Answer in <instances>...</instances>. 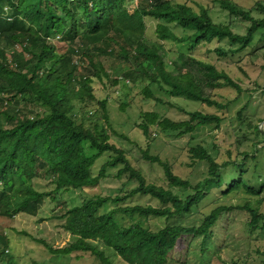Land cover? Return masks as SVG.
I'll return each mask as SVG.
<instances>
[{
  "label": "trees",
  "instance_id": "1",
  "mask_svg": "<svg viewBox=\"0 0 264 264\" xmlns=\"http://www.w3.org/2000/svg\"><path fill=\"white\" fill-rule=\"evenodd\" d=\"M217 1L231 15L249 22L245 34L235 33L229 24L216 23L207 8L195 11L176 0H139L132 12L125 0H0V218L35 217L47 197L54 199L62 189L95 186L106 176L107 169L122 165L118 175L127 173L129 179L137 182L130 193L90 198L56 215L55 218L61 221L60 227L75 236V241L65 247L53 248L45 240L30 237L58 256L88 252L102 264H112L106 251L99 247L101 244L126 264H167L183 237H199L202 243L214 237V227L224 211L231 207H214L198 224H167L158 230L138 222L121 226L114 216L117 213L137 214L166 220L186 217L212 194L213 188L223 186L222 195L238 186L259 194L263 186H251L242 177V172L225 183L221 170L226 164L218 163L201 145L189 150L192 160L207 164L206 177L196 185L176 175L159 157L143 151L145 160L157 163L163 169L168 186L192 190L186 197H180L171 188L148 182L142 170L132 166L126 152L109 141L107 133L85 128L74 118L75 100L86 105L96 99L94 81L108 80L103 56L117 52L121 57L115 68L125 75H122L123 79L130 81L142 75L172 97H184L225 109L226 105L212 98L211 91L223 86L240 91L236 82L213 65L195 59L190 61L200 67L198 76L189 69L168 70L160 49L150 43L153 39L145 36L146 22L153 20L158 43L187 42L193 49L200 44L226 39L231 45L238 44L235 51L246 48L254 34L264 29V18L257 19L232 0ZM170 24L189 33L178 36ZM100 34L103 37L98 39ZM130 34L143 38L132 45L127 42ZM55 37H60L57 41L68 46L65 53L57 52L53 44ZM216 51L222 54L219 49ZM120 82L122 80L115 77L109 84L112 88ZM143 92L146 98H154L148 86ZM106 103V99L99 102L104 109ZM182 111L188 119L174 121L146 112L139 127L145 135L153 124L162 132L182 136L200 126L222 121L214 113ZM104 115L106 117V112ZM241 116L242 110L238 112V117ZM254 131L264 137V127L261 130L254 125ZM85 142L96 150L95 154L86 155ZM105 153L109 158L94 175L92 166ZM40 176L48 177L53 185L51 191L35 188L34 179ZM135 195L155 199L160 206L119 205ZM108 202L116 205L100 212ZM247 209L251 215V229H264V213L258 208ZM9 243V237L0 226V264H18L15 256L10 254Z\"/></svg>",
  "mask_w": 264,
  "mask_h": 264
},
{
  "label": "rangeland",
  "instance_id": "2",
  "mask_svg": "<svg viewBox=\"0 0 264 264\" xmlns=\"http://www.w3.org/2000/svg\"><path fill=\"white\" fill-rule=\"evenodd\" d=\"M125 0L127 8L132 12L136 3ZM248 10L259 20L264 18V0H232ZM186 3L195 11L207 8L210 16L216 23L229 24L235 33L245 34L249 22L231 15L221 8L217 0H176ZM155 21L147 20L145 36L153 39L150 43L156 44L164 56L166 68L178 72L191 70L197 76L201 69L191 59L213 65L218 71L226 73L241 90L223 86L211 91L212 98L226 105L225 109L208 106L199 101H192L184 97H172L155 83L148 82L142 75L134 80L123 79V75L115 67L121 57L119 52L103 56L105 70L108 71V80H95L93 83L96 99L78 104L75 100V120L82 123L85 128L107 133L110 142L122 148L132 164L141 169L148 182H156L171 188L180 197H186L191 189L170 187L164 179L163 169L157 163L145 160L143 151L149 155L157 156L161 161L168 163L173 172L192 185L201 182L207 175V164L203 161L192 160L190 148L201 145L220 164H226L221 170L224 182L234 180L242 172L247 182L258 188L263 186L259 194L247 192L242 186L222 195L225 187L213 188L211 195L206 197L202 204L195 208L188 216L169 219L156 217H141L137 214L123 215L117 213L114 218L121 226L131 223H141L144 227L158 230L167 224L189 223L198 224L203 215L208 214L216 206L231 207L224 211L223 216L214 227V237L206 240L183 237L177 247L169 256L167 264H262L264 260V229L252 230L251 215L247 207L258 208L264 213V137L257 135L254 125L262 130L264 127V31H257L250 44L243 49L235 51L238 44L231 45L226 39L214 40L190 49L187 42L172 41L156 42L154 34ZM169 27L178 36L189 33L175 24ZM103 37L99 35L98 39ZM140 35H127V42L134 45L141 39ZM148 40V39H146ZM57 52L65 53L68 46L61 41H54ZM82 50L84 46L78 45ZM219 49L220 52H217ZM191 58H190V57ZM123 75V76H122ZM119 77L120 82L110 87L113 78ZM148 86L154 98L144 96L143 89ZM107 100L106 109L99 102ZM201 111L214 113L222 118L219 124L213 123L196 128L189 134L177 136L172 132H162L156 125L149 126V133L145 135L139 127L143 122V114L154 112L159 117H166L174 121L188 119L182 111ZM242 110V116L238 112ZM106 112V117H105ZM127 138V139H126ZM87 156L96 153L88 142L84 143ZM109 154L97 158L92 166V173L96 175L101 166L107 162ZM122 165L109 168L106 176L95 186L85 188L62 189L55 194V198L47 197L45 203L35 217L18 215L11 218H0L1 229L9 237L10 254L17 259L18 264H102L96 257L88 252H73L70 255H53L43 244L33 240H45L53 248H61L75 241L76 237L66 233L61 227V221L56 219L63 209L77 206L90 198L97 196L115 197L128 194L136 188L137 182L129 179L127 173L118 175ZM35 188L48 192L53 185L48 177L34 179ZM152 205L160 206L158 201L148 196L135 195L119 205ZM116 204L108 202L105 210H111ZM43 219V220H39ZM29 236H28V235ZM112 264H126L112 251L105 249Z\"/></svg>",
  "mask_w": 264,
  "mask_h": 264
},
{
  "label": "clouds",
  "instance_id": "3",
  "mask_svg": "<svg viewBox=\"0 0 264 264\" xmlns=\"http://www.w3.org/2000/svg\"><path fill=\"white\" fill-rule=\"evenodd\" d=\"M50 40H52L51 38H49ZM58 39H60V37H55L54 40L57 41ZM53 41V40H52ZM19 47V46H18ZM77 58V57H76Z\"/></svg>",
  "mask_w": 264,
  "mask_h": 264
},
{
  "label": "built area",
  "instance_id": "4",
  "mask_svg": "<svg viewBox=\"0 0 264 264\" xmlns=\"http://www.w3.org/2000/svg\"><path fill=\"white\" fill-rule=\"evenodd\" d=\"M75 62V61H74Z\"/></svg>",
  "mask_w": 264,
  "mask_h": 264
}]
</instances>
